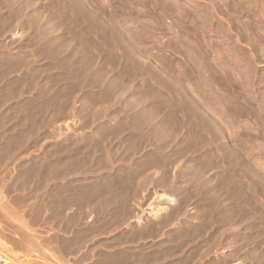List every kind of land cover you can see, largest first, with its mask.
<instances>
[{
    "label": "rangeland",
    "instance_id": "374dc122",
    "mask_svg": "<svg viewBox=\"0 0 264 264\" xmlns=\"http://www.w3.org/2000/svg\"><path fill=\"white\" fill-rule=\"evenodd\" d=\"M63 263L264 264V0H0V264Z\"/></svg>",
    "mask_w": 264,
    "mask_h": 264
},
{
    "label": "bare ground",
    "instance_id": "6f19581e",
    "mask_svg": "<svg viewBox=\"0 0 264 264\" xmlns=\"http://www.w3.org/2000/svg\"><path fill=\"white\" fill-rule=\"evenodd\" d=\"M209 122V121H208ZM167 126V125H166ZM220 126V125H219ZM216 130V129H215ZM220 130V129H219ZM168 132V131H167ZM171 132V131H170ZM222 132V131H221ZM159 133H160V131H159ZM218 133V132H217ZM167 134V133H166ZM222 134V133H221ZM170 136V135H169ZM174 136V135H173ZM163 137V136H162ZM221 137V136H220ZM217 138V137H216ZM215 138V139H216ZM219 140V139H218ZM220 140H221V138H220ZM239 165V164H238ZM185 173V172H184ZM196 174H198V173H196ZM238 175V174H237ZM183 177V176H182ZM234 186V185H233ZM90 190V189H89ZM80 191V190H79ZM87 191V190H86ZM233 191V190H232ZM104 192V191H103ZM108 195V194H107ZM111 195V194H110ZM3 196V195H2ZM111 197V196H110ZM81 198H82V196H81ZM109 198V197H108ZM217 198V197H216ZM81 203V202H80ZM98 204H99V202H98ZM97 204V205H98ZM102 204V203H101ZM110 204V203H109ZM80 206V205H79ZM7 211V210H6ZM81 211V210H80ZM152 211V210H151ZM99 213V212H98ZM59 215V214H58ZM122 215V214H121ZM113 218V217H112ZM62 223V222H61ZM85 230V229H84ZM31 232V231H30ZM74 232V231H73ZM97 234V233H96ZM96 237V236H95ZM126 237V236H125ZM120 238V237H119ZM37 239V238H36ZM56 239V238H55ZM76 239V238H75ZM30 240V239H29ZM28 240V242L30 243V241ZM33 240H34V238H33ZM74 240V239H73ZM39 241V240H38ZM76 241V240H75ZM81 241V240H80ZM32 242H34V241H32ZM41 242V241H40ZM125 242V241H124ZM26 243V242H25ZM35 243V242H34ZM37 243V242H36ZM110 243H111V241H110ZM33 244V243H32ZM64 244H66V243H64ZM103 244V243H102ZM101 244V245H102ZM40 245V244H39ZM34 246H35V244H34ZM43 246V245H42ZM47 246V245H46ZM29 247V246H28ZM41 248V247H40ZM54 248V247H53ZM36 249V248H35ZM83 249V248H82ZM37 250V249H36ZM35 251V250H34ZM41 251V250H40ZM68 251V250H67ZM75 251V250H74ZM46 252V251H45ZM32 253V252H31ZM34 253V252H33ZM39 253V252H38ZM135 253V252H134ZM87 254V253H86ZM57 255V254H56ZM50 256V255H49ZM86 256V255H85ZM50 257H52V256H50ZM91 257V256H90ZM108 257V256H107ZM115 257V256H114ZM57 258V257H56ZM96 258H98V257H96ZM105 259V258H104ZM141 259V258H140ZM142 260V259H141ZM54 261V260H53ZM106 261V260H105ZM114 261V260H113ZM6 263V262H5ZM64 264V263H63ZM105 264V263H104Z\"/></svg>",
    "mask_w": 264,
    "mask_h": 264
}]
</instances>
